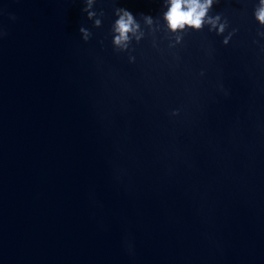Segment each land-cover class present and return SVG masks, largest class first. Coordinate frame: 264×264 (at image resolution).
I'll list each match as a JSON object with an SVG mask.
<instances>
[{"label":"water","instance_id":"water-1","mask_svg":"<svg viewBox=\"0 0 264 264\" xmlns=\"http://www.w3.org/2000/svg\"><path fill=\"white\" fill-rule=\"evenodd\" d=\"M258 3L0 0V264H264Z\"/></svg>","mask_w":264,"mask_h":264},{"label":"clouds","instance_id":"clouds-1","mask_svg":"<svg viewBox=\"0 0 264 264\" xmlns=\"http://www.w3.org/2000/svg\"><path fill=\"white\" fill-rule=\"evenodd\" d=\"M85 2L87 6L84 7L82 11L87 14V19L91 20L92 17L97 15L96 12L90 11L95 0H85ZM167 2L169 7L167 12L164 13V19L167 21L170 30H182L185 26L195 30H201L205 24H208L211 26L209 31L215 30L217 35H221L225 32L227 21L221 22V16L219 14L215 16L209 15L214 0H167ZM99 14L101 16L104 15L103 11ZM116 14L118 19H116L113 24V42L117 46H120L126 44L129 39V33H134L139 25L136 23L133 14L124 8L116 9ZM254 17L261 26H264V0H259L254 10ZM146 19H150V17H146ZM100 24L101 21L99 19L95 20V26L99 27ZM79 32L83 34V40L85 42H87L92 35L85 27H80ZM259 34L264 36V32ZM4 35H6V33L0 31V38ZM228 42L229 38L226 37L223 43L227 45Z\"/></svg>","mask_w":264,"mask_h":264}]
</instances>
